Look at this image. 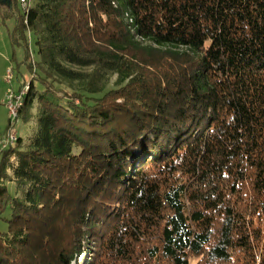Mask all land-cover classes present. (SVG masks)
Returning a JSON list of instances; mask_svg holds the SVG:
<instances>
[{"label":"trees","instance_id":"trees-1","mask_svg":"<svg viewBox=\"0 0 264 264\" xmlns=\"http://www.w3.org/2000/svg\"><path fill=\"white\" fill-rule=\"evenodd\" d=\"M0 12L44 75L35 136L0 157V264H264V0Z\"/></svg>","mask_w":264,"mask_h":264},{"label":"rangeland","instance_id":"rangeland-1","mask_svg":"<svg viewBox=\"0 0 264 264\" xmlns=\"http://www.w3.org/2000/svg\"><path fill=\"white\" fill-rule=\"evenodd\" d=\"M14 27H15V20L14 19L8 20L4 23L0 12V136L4 133H7L10 130L11 128L10 123L13 121L9 115V110H8V95L11 92L22 93L28 88L29 83L32 81L36 82V86L40 91L44 90L43 87L38 82V79L43 78L44 75L39 71V69L36 66V63L38 62L39 58L36 53L34 36L31 33L28 34L30 52L32 58L29 61H25L26 59L25 50L20 46L14 45L12 41V34ZM8 70H11L13 72V80L11 82L7 81ZM75 70L82 72L85 75H90L93 71L92 68L79 69L76 67ZM106 77H107V80L105 81L107 86L106 92L119 87L118 74L108 73ZM126 84L127 83H124L123 86H125ZM58 88H61L64 94L71 95L74 92V90L75 92L81 91L82 85L77 81L73 84H68L67 82H63V84H58ZM38 112H39V105L38 102L36 101L31 113L29 114L30 116L29 121H24L23 119L19 118V115L16 119V123L13 128V131L17 134L19 139L22 138L24 142L23 149H26L28 147V145L31 143V140L33 139V137L37 132ZM9 149L0 152V157L3 154V152ZM8 186L12 194L16 195V186L10 183L8 184ZM17 195L20 196V194ZM0 228L2 231L6 230L5 225L1 223H0Z\"/></svg>","mask_w":264,"mask_h":264},{"label":"built area","instance_id":"built-area-1","mask_svg":"<svg viewBox=\"0 0 264 264\" xmlns=\"http://www.w3.org/2000/svg\"><path fill=\"white\" fill-rule=\"evenodd\" d=\"M21 2L22 5L25 6V0H21ZM7 76H8L7 81L11 82L13 80V72L11 70H8ZM27 92H28V88L22 93L11 92L8 95V110H9V115L13 121L10 123L11 125L10 130L7 133H4L0 136V152L14 147L19 141V137L13 131V128L15 126L16 119L19 115V111L24 105V98Z\"/></svg>","mask_w":264,"mask_h":264}]
</instances>
